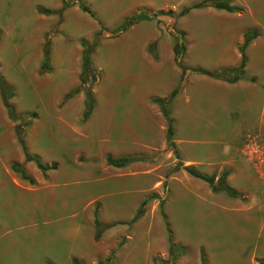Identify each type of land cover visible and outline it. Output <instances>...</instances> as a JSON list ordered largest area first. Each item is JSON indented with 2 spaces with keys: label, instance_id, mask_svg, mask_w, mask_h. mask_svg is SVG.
<instances>
[{
  "label": "rangeland",
  "instance_id": "374dc122",
  "mask_svg": "<svg viewBox=\"0 0 264 264\" xmlns=\"http://www.w3.org/2000/svg\"><path fill=\"white\" fill-rule=\"evenodd\" d=\"M129 1L0 0V78L12 93L9 100L11 117L3 106L0 94V264H73L74 261L78 264H98L112 253V264H127L132 254L139 255L137 259L141 264H154V258H160V264H201V254L206 264L264 263L261 215L257 214V221L246 225L251 230L249 237L240 239L233 233L220 203L215 202L214 213L208 203L204 204L205 209L198 206L197 194L202 192L191 191L184 200L167 198L168 180L183 172L181 169L174 171L179 160L168 148L149 155L154 173L150 179L151 191L147 194L156 197L155 200L147 204L144 217L137 223L127 228L119 226L113 229L109 226L110 237L123 228L124 234L109 240L106 245L108 231H105L107 227L102 221H128L135 211L118 188L123 182L128 186L130 179L104 178V157H97L101 153L98 148L106 135L101 120L102 105L106 99H116V94L112 97L110 94L117 88L115 68L119 43L133 29H138L149 35L147 53L152 43L158 55V45H173L178 41L180 58L188 41L187 32L182 28L191 29L193 23L196 27L203 20L202 17L194 19L191 13L185 17L178 16L181 10L202 0H136L134 5H130ZM63 3L68 8L61 14L39 13V10L59 11ZM80 5L86 7L92 16L82 12ZM231 5L238 8L233 0ZM239 9V13L245 12L243 6ZM31 10L38 21L34 27L28 28V32L31 28L38 34L36 49L33 41L26 38L18 26L23 25L29 17L26 14ZM139 14L154 18L143 20L137 26L134 23L118 36L109 35L127 19ZM200 35L202 37V32ZM135 38L136 35H133L127 40ZM46 47L48 56L45 61ZM84 51H90L94 77L90 91L97 109L90 120L83 117L85 95L79 91ZM160 54L169 56L168 49L161 48ZM34 89L37 92L32 93ZM77 96L81 97L80 101H77ZM117 112L116 107L113 113L117 116ZM230 130L226 129L224 139L205 143H210L209 148L217 154L222 153L225 143L231 139ZM116 131L114 126L110 140ZM19 133L29 157L37 158L42 166L55 165L56 168L41 172L33 162H26L25 157L21 163L14 162L11 157L6 160L1 142L5 145V142L10 144L12 139H17L21 147ZM80 139H86L84 145L93 144V151L87 155L89 159L80 150L83 144ZM153 140L154 144L161 142V139ZM241 144V139H238L234 146L238 149ZM193 150L199 154L203 152L198 143L192 146ZM21 151L23 153L22 148ZM91 160L103 166L99 170L91 168ZM12 164L20 165L31 182L11 170ZM196 169L205 172L204 167ZM171 185L176 188L180 184L174 182ZM108 193L113 194L108 197ZM102 195L100 201H92V198ZM100 202L104 206L102 210ZM95 210L98 222L104 228L97 240L93 224ZM161 212L179 253L170 254L168 251ZM103 248L108 250L102 252ZM130 262L137 264L132 260Z\"/></svg>",
  "mask_w": 264,
  "mask_h": 264
},
{
  "label": "crops",
  "instance_id": "0c3cea01",
  "mask_svg": "<svg viewBox=\"0 0 264 264\" xmlns=\"http://www.w3.org/2000/svg\"><path fill=\"white\" fill-rule=\"evenodd\" d=\"M233 1L238 8L243 6L245 12L227 13L211 7L189 12L194 14V19L202 17L203 20L202 24L196 27L193 23L191 29L182 28L187 32V40L190 43L186 42V50L180 58L174 55L175 43L173 45L161 43L158 45L157 58L153 59L146 52L149 35H144L138 29L136 31L133 29L132 33L119 43L115 68L117 88L110 94L111 97L116 94V99H106L102 105L101 120L106 135L98 148L101 153L97 157L101 155L104 157L105 169L102 170L104 178L112 176L122 180L130 179L128 186L123 182L118 188L119 192L124 193V199L131 202L130 207L135 208L134 215L144 200H148L147 204L155 200L156 197L150 199L152 196L147 194L151 191L150 179L154 173L149 155L153 151L167 148V123L160 107L153 100L167 99L177 90L176 95L166 104V109L172 121L171 139L179 162L183 167H191L207 177L214 175L218 178L223 172H227L228 186L242 195L244 201L230 199L223 193L213 194L206 183H199L200 180L192 178L184 171L168 180L167 198L184 200L191 191L202 192L200 195L197 194L198 206L205 209L204 204L208 203L211 212L214 213L215 202L220 203V209L226 212L233 233L237 238L247 239L251 230L246 225L256 222L257 214L262 216L261 224H264V170L255 168L244 151L248 141H255L264 146V0ZM129 2L130 5L137 4L136 0ZM121 15L124 16L125 13ZM26 16H29L27 20H24L23 25L20 24L22 26H18L23 35L33 41L36 49L38 34L31 28L29 33L28 28L34 27L38 20L32 10ZM143 22H137L136 26ZM247 31H255L257 36L245 50L246 66L242 76L237 80L227 82L193 72L225 71L234 75L241 62L238 48L242 45ZM133 35H136L134 40H127ZM163 47L168 49L169 56H161L160 50ZM183 70H186L185 75L182 74ZM35 92L36 89L32 90V93ZM76 98L77 101L81 99L80 96ZM116 107L117 116L113 113ZM96 110L93 109L88 120L93 117ZM114 126L117 128L116 135L110 140V132ZM226 129H231V139L225 143L224 151L217 154L215 150L209 148L210 143L205 141L224 139L227 135ZM153 139H161L160 144H154ZM238 139H241L242 144L237 149L234 145ZM85 140L80 139L83 143L80 150L88 158L89 152L93 151V144L84 145ZM196 143L202 146L203 152L200 154L192 151V146ZM1 145L6 160L10 157L18 163L24 160L17 139H12L10 144L5 142V145L2 141ZM171 154L174 156L172 151ZM108 157L113 160L134 157L143 160L115 168L107 164ZM91 161V168L99 170V167L103 166L100 162H96L99 163L96 165L93 160ZM197 167H204L205 172H199ZM174 182L180 185L173 188L171 184ZM112 194L106 195L110 197ZM103 196L92 198V201H100ZM100 206L102 210L104 206L101 202ZM133 217L128 221H102L107 227L105 231H108V235L105 236L106 245L109 240L112 241L121 233L124 234L123 228L110 237L109 226H113V229L119 226L127 228ZM262 225L261 231H264ZM105 250L108 248L102 252ZM137 256L139 255L132 254L130 261L141 264ZM130 261L127 264H131Z\"/></svg>",
  "mask_w": 264,
  "mask_h": 264
},
{
  "label": "trees",
  "instance_id": "16d2710c",
  "mask_svg": "<svg viewBox=\"0 0 264 264\" xmlns=\"http://www.w3.org/2000/svg\"><path fill=\"white\" fill-rule=\"evenodd\" d=\"M214 8L216 10H222L225 11L227 13H239L241 12V9L233 7L231 5V0H202L200 3L194 4L189 8L183 9L180 11V13L178 14L179 17L184 16L186 14L189 13V11L194 10V9H202V8ZM68 8V5L63 3L62 9L59 11H44V10H39V13L42 15H58L61 14L62 11H64L65 9ZM80 10L84 13H88L90 16H92L89 12L88 9L86 7H84L83 5L79 6ZM154 17H146L142 14L133 16L129 19H127L120 28H118L117 30L111 32L109 35L111 36H118L119 34H121L122 32L126 31L128 28H130L134 23L140 22V21H146V20H150ZM257 36V33L255 31H251V32H246L244 35V39H243V43L242 45L238 48V51L241 55V62H240V66L238 68V70L235 72L234 75H231L230 72H216V73H208V72H204L201 70H194V73L197 74H202V75H206L208 77L217 79V80H223V81H227V82H234L235 80H237L240 76H242L243 74V70L246 66V56H245V50L247 48V46L249 45V43L255 39ZM82 45L85 46L84 43H82ZM180 42L175 41L174 44V55L175 57H178V50L180 48ZM148 53L150 56H152L153 59L157 58L156 55V51H155V44L152 43L148 46ZM48 56V51H47V47L44 50V59L46 61ZM45 65V64H44ZM43 65V66H44ZM186 70H183L182 74L185 75ZM93 72L90 66V51H84L82 53V58H81V73H80V83H81V88L79 89V91H83L84 95H85V101H84V106H85V112H84V119H88L89 116L91 115L93 109H94V101H93V97L90 91V83L93 80ZM177 93V90H175L174 92H172V94L167 98V99H154L153 102L156 103L161 111L162 114L166 120L167 123V134H166V144H167V148L170 149L175 158L178 159L177 153L175 151V146L172 143V121L169 118V113L166 109V104L170 101L171 98H173ZM0 94H1V98H2V102H3V106L6 109L8 115L11 117L12 116V108L10 106L9 100L12 99V93L10 88L6 85V83L0 78ZM20 134H18V142L21 145V148L23 150L24 153V157H25V161L26 162H33L36 166V168L41 171V172H46L48 170L51 169H55V165H51V166H42L40 164V162L38 161L37 158H31L27 155L26 153V149L24 147V143L22 138L20 137ZM143 158H138V157H134V158H122V159H117V160H113L110 157H108L106 159V162L109 166L115 167V168H122L127 166L128 164L131 163H135V162H140L142 161ZM183 170L184 172H186L189 176H191L194 179L200 180L204 183H206L208 185V187L210 188L211 192L213 194H217V193H223L225 194L228 198L230 199H240L242 201H244V197L240 194H238L236 191H234L233 189H231L227 182H226V178L228 176L227 172H223L218 178L216 176H204L201 175L200 173H198L197 171H195L193 168L191 167H182L181 163L178 162L175 167H174V171L177 172L179 170ZM11 170H13L14 172H17L18 174H20V177L23 180L26 181H30V179L28 178V176L26 175L25 171L23 170V168L18 165V164H12L11 165ZM31 182V181H30ZM150 199H153V197H151ZM148 200H144L140 207L138 208V210L136 211L133 219L131 220V222L129 223V225H132L134 223H136L138 220H140L143 216H144V209L145 206L147 204ZM162 208V205L160 206ZM161 217L164 221V225H165V229L167 232V242H168V251L170 254H175V253H179V249L177 247H175L172 243V236H171V231L169 229V226L166 222V218L164 216V214L161 212ZM93 224L95 227V236L94 238L97 240L99 239V237L101 236V233L103 232L104 228L102 225L99 224L98 219H97V211H94L93 214ZM113 261V253L110 255V257H108L107 259L98 262V264H112ZM201 264H206L205 263V259L203 254H201V258H200ZM153 263L154 264H160L161 263V259L160 258H154L153 259ZM73 264H78L77 262H73ZM260 264H264V263H260Z\"/></svg>",
  "mask_w": 264,
  "mask_h": 264
},
{
  "label": "built area",
  "instance_id": "2783aa9c",
  "mask_svg": "<svg viewBox=\"0 0 264 264\" xmlns=\"http://www.w3.org/2000/svg\"><path fill=\"white\" fill-rule=\"evenodd\" d=\"M244 151L249 162L255 168L264 170V146L255 141H248L244 147Z\"/></svg>",
  "mask_w": 264,
  "mask_h": 264
}]
</instances>
